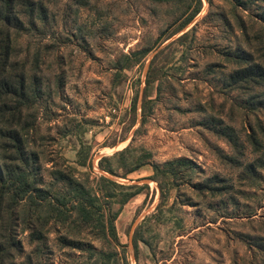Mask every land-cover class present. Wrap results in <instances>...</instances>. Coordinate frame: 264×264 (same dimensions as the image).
I'll return each mask as SVG.
<instances>
[{
	"label": "rangeland",
	"instance_id": "rangeland-1",
	"mask_svg": "<svg viewBox=\"0 0 264 264\" xmlns=\"http://www.w3.org/2000/svg\"><path fill=\"white\" fill-rule=\"evenodd\" d=\"M43 1L45 20L37 19L35 31L14 45L29 71L39 54L44 96L35 109L33 149L45 153V181L53 159L77 166L81 142L91 148L93 168L79 169L90 173L93 185L103 174L100 159L129 145L135 156L149 153V161L160 165L180 158L196 165L161 209L158 185L148 179L150 166L127 179L112 177L149 185L116 221L124 248L96 240V230L58 226L49 235L52 253L43 264L88 263V252L61 248V235L80 239L86 249L113 252L110 264H124L123 255L128 264H264L259 247L264 245V167L256 165L252 172L248 166L261 157L250 137L255 131L264 143V110L247 104L262 89L229 85L230 75L245 65L238 55L264 61V3L208 0V8L185 23L199 0ZM142 49L151 52L139 65L117 70L125 55ZM152 61L156 77L148 92L153 109L143 126L138 114L132 128L128 111L135 95L139 107L142 103ZM218 127H231L244 144L242 167L222 158L235 154ZM217 175L233 186L230 194L200 195L188 185ZM18 240L25 257L31 251L28 232L19 229Z\"/></svg>",
	"mask_w": 264,
	"mask_h": 264
},
{
	"label": "trees",
	"instance_id": "trees-1",
	"mask_svg": "<svg viewBox=\"0 0 264 264\" xmlns=\"http://www.w3.org/2000/svg\"><path fill=\"white\" fill-rule=\"evenodd\" d=\"M155 2L174 1L188 3V0H152ZM264 3V0H257ZM201 0L188 15L185 23L200 14ZM189 8V5H188ZM46 7L43 0H0V264H43V259L52 251L49 247V235L53 228L75 227L79 231L92 229L97 231V239L110 248H124L121 244L116 221L126 204L142 194L149 185L124 184L113 178L127 179L144 166L152 168L149 180L157 183L160 203L157 209L167 205L173 191L178 192L186 173L194 172L196 165L187 158H180L163 165L149 161V153L135 156L131 145L103 156L98 168L103 173L93 185L91 175L79 169H91V148L84 142L77 151L76 165H71L65 158L53 159L49 171V181L43 177L42 157L45 153L37 151L36 106L44 96V83L39 76V54H36L32 70L15 54V40L35 31L36 20H45ZM264 22V12L261 15ZM151 52L142 49L125 55V64L117 65V70L124 71L139 65ZM242 67L229 77V85L262 89L252 95L247 104L264 110V61L252 62L238 55ZM155 62L152 61L147 74L146 88L139 107L138 95L132 100L128 113L132 116V128L138 114L143 126L153 109V99L148 87L156 77ZM140 110V113H139ZM220 136L229 140L235 156L222 155L230 165L238 168L244 165L245 147L231 127H218ZM251 144L261 157L255 164L248 165L255 172V166L264 167V143L255 134L250 137ZM108 146V145H105ZM115 147V145H111ZM120 172H122L121 175ZM113 177V178H112ZM189 186L202 195L214 196L230 194L233 186L220 176L207 178L201 184ZM119 209L115 210L114 206ZM28 232L30 253L25 257L22 243L18 240V231ZM136 231L135 246L140 240ZM58 244L63 249L83 250L88 252L87 264H110L113 252L93 247L85 248L80 239H71L67 235L58 237ZM264 250V245H259ZM124 264H128L123 255Z\"/></svg>",
	"mask_w": 264,
	"mask_h": 264
},
{
	"label": "built area",
	"instance_id": "built-area-1",
	"mask_svg": "<svg viewBox=\"0 0 264 264\" xmlns=\"http://www.w3.org/2000/svg\"><path fill=\"white\" fill-rule=\"evenodd\" d=\"M203 3L202 12L205 11L208 8V0H201Z\"/></svg>",
	"mask_w": 264,
	"mask_h": 264
}]
</instances>
